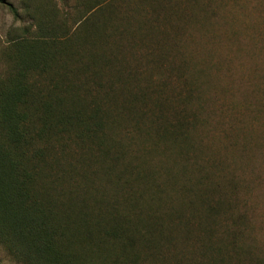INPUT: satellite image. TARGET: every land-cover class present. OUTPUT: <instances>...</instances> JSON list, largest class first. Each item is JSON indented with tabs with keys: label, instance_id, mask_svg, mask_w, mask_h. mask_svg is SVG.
<instances>
[{
	"label": "rangeland",
	"instance_id": "obj_1",
	"mask_svg": "<svg viewBox=\"0 0 264 264\" xmlns=\"http://www.w3.org/2000/svg\"><path fill=\"white\" fill-rule=\"evenodd\" d=\"M90 5L0 1V107L32 130L38 88L69 87L110 125L76 160L118 177L100 182L118 209L133 217L124 180L158 186L139 198L160 234L141 222L131 247L74 246L77 264H264V0H109L96 34ZM52 38L65 52L40 72L38 40ZM0 264L28 263L0 245Z\"/></svg>",
	"mask_w": 264,
	"mask_h": 264
},
{
	"label": "trees",
	"instance_id": "obj_2",
	"mask_svg": "<svg viewBox=\"0 0 264 264\" xmlns=\"http://www.w3.org/2000/svg\"><path fill=\"white\" fill-rule=\"evenodd\" d=\"M108 1L91 0L86 21L91 17L98 19L97 13ZM110 5L109 2L105 6ZM115 15L112 12L107 18L111 32L117 29L113 24ZM103 24H93L91 20L92 34L98 33ZM91 31H87L82 42L94 50L97 47L89 37ZM57 44L53 38L38 40V71H46L60 56L56 55L65 52L61 50L65 46ZM80 47L81 44L72 43L66 53L81 58ZM70 90L67 86L38 88V103L33 104L38 125L32 130L18 121L19 112L14 105L0 107V245L16 260L28 264H77L79 256L72 250L74 246L131 247L134 239L129 232H140L141 222L143 229L152 233L163 231L158 230L162 226L156 229L147 222L146 204L139 198L144 193L155 194L151 187H158L156 184L141 179L147 184L137 192L131 188L130 177V181L124 180L125 184L130 183L125 197L132 212L130 217L118 209L119 203L109 195V188L100 183L105 179L112 188L118 177L108 176L106 171L99 175L98 170L78 164L76 158L82 159L84 152L76 151H81L98 133V142L103 144L110 125L99 121V105H77L73 99L82 97ZM135 210H139L136 215ZM153 240L162 245L158 236Z\"/></svg>",
	"mask_w": 264,
	"mask_h": 264
}]
</instances>
